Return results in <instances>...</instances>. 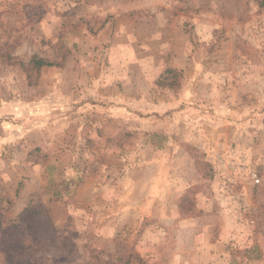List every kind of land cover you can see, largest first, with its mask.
<instances>
[{"label": "rangeland", "instance_id": "obj_1", "mask_svg": "<svg viewBox=\"0 0 264 264\" xmlns=\"http://www.w3.org/2000/svg\"><path fill=\"white\" fill-rule=\"evenodd\" d=\"M262 1L0 0V264H264Z\"/></svg>", "mask_w": 264, "mask_h": 264}, {"label": "trees", "instance_id": "obj_2", "mask_svg": "<svg viewBox=\"0 0 264 264\" xmlns=\"http://www.w3.org/2000/svg\"><path fill=\"white\" fill-rule=\"evenodd\" d=\"M262 4L264 5V0L262 1ZM11 59L14 60V58L12 57ZM20 65L23 67V70L26 72L29 85H32L34 84L35 79L40 77L41 70L44 67H51L58 64L53 61H49L43 57L34 55L28 63L20 62Z\"/></svg>", "mask_w": 264, "mask_h": 264}, {"label": "built area", "instance_id": "obj_3", "mask_svg": "<svg viewBox=\"0 0 264 264\" xmlns=\"http://www.w3.org/2000/svg\"><path fill=\"white\" fill-rule=\"evenodd\" d=\"M231 182H235V181L231 180Z\"/></svg>", "mask_w": 264, "mask_h": 264}]
</instances>
